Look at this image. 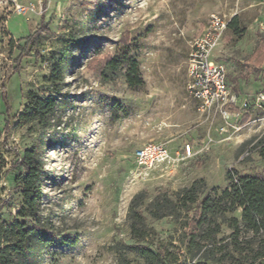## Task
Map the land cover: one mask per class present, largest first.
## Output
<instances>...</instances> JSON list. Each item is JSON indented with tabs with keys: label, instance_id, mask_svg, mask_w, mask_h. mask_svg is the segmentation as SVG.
Listing matches in <instances>:
<instances>
[{
	"label": "rangeland",
	"instance_id": "1",
	"mask_svg": "<svg viewBox=\"0 0 264 264\" xmlns=\"http://www.w3.org/2000/svg\"><path fill=\"white\" fill-rule=\"evenodd\" d=\"M237 16L210 59L226 69L236 104L225 119L203 112L188 90L192 42L210 14ZM136 58L143 84L129 87L126 64L104 80L105 59ZM62 79H46L53 67ZM32 95L53 96L43 120L18 123ZM5 103L9 110L5 108ZM242 116L245 123L241 124ZM264 133V0H0V143L7 162L0 178V217L15 219L21 194L15 178L35 148L46 175L35 264H145L129 248L127 211L144 191L142 208L161 191L172 194L203 179L206 191L227 186L226 173H260L252 145ZM164 143L169 158L145 168L134 150ZM185 143L192 155L176 156ZM144 243L166 246L182 264L184 229L172 216L151 218ZM238 215V212L235 213ZM230 230L223 226L218 237ZM211 263L210 261H206Z\"/></svg>",
	"mask_w": 264,
	"mask_h": 264
},
{
	"label": "trees",
	"instance_id": "2",
	"mask_svg": "<svg viewBox=\"0 0 264 264\" xmlns=\"http://www.w3.org/2000/svg\"><path fill=\"white\" fill-rule=\"evenodd\" d=\"M44 4V0H43ZM238 32L237 16L227 24ZM126 64L124 78L129 87L143 84L136 58L113 55L104 60L99 75L110 79L111 74ZM62 79L59 67H53L46 79L53 85ZM32 103L14 115L18 123L43 120L56 105L53 96L39 98L32 95ZM5 108L9 110L7 103ZM242 116L240 123H245ZM0 143V178L6 172L7 162L2 155ZM252 149L264 160V133L252 145ZM19 165L24 172L15 178L21 194V208L14 220L6 222L0 217V264H35L36 244H44L34 235L41 224L42 187L45 169L38 159L35 148L24 151ZM228 184L206 191L203 179L194 180L172 194L158 192L142 208L146 197L144 191L131 198L127 211L131 237L134 243L128 245L145 264H182L179 254L166 246L153 251L141 243L148 237L149 228L145 223V211L151 218L172 216L184 229L188 264H264V170L260 173L241 174L231 169L226 173ZM238 212V215L235 213ZM223 226L230 232L218 237Z\"/></svg>",
	"mask_w": 264,
	"mask_h": 264
},
{
	"label": "built area",
	"instance_id": "3",
	"mask_svg": "<svg viewBox=\"0 0 264 264\" xmlns=\"http://www.w3.org/2000/svg\"><path fill=\"white\" fill-rule=\"evenodd\" d=\"M228 20L216 13L209 15L201 33L194 39L187 61L188 90L198 101L203 112L218 113L227 119L237 112H231L236 104V95L226 84V69L219 61L210 59L212 49L220 42ZM192 145L185 143L176 153L183 158L192 155ZM134 160L141 167H151L169 158L164 143L147 142L134 150Z\"/></svg>",
	"mask_w": 264,
	"mask_h": 264
}]
</instances>
